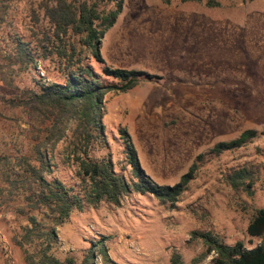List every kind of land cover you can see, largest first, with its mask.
<instances>
[{
	"label": "rangeland",
	"instance_id": "rangeland-1",
	"mask_svg": "<svg viewBox=\"0 0 264 264\" xmlns=\"http://www.w3.org/2000/svg\"><path fill=\"white\" fill-rule=\"evenodd\" d=\"M37 1L8 2L1 23L0 174L20 172L22 156L31 162L30 119L9 100L21 90L35 91L57 80L48 60L20 67L6 45L7 32L28 36L27 14ZM206 1L122 0L100 38L106 65L156 76L102 96L107 147L93 154L109 152L114 170L126 179L130 172L120 128L128 133L143 172L168 185L213 143L243 129L264 130V0ZM63 146L61 140L54 144L53 165L43 176L73 183L74 166L63 161ZM241 164L257 168L250 191L233 190L225 181L226 172ZM196 166L173 205L129 192L118 204L101 201L71 211L55 226L57 240L49 253L62 264L65 258L79 264L90 241L104 236L109 262L94 249V264H169L172 252L183 264H208L212 253L191 263L203 250L199 239L190 238L191 230H211L227 244L240 240L248 246L245 227L252 208L264 209V136L217 156L204 155ZM2 183L0 178V264H26L12 241L25 223L13 212L24 190L13 188L8 194Z\"/></svg>",
	"mask_w": 264,
	"mask_h": 264
},
{
	"label": "trees",
	"instance_id": "trees-1",
	"mask_svg": "<svg viewBox=\"0 0 264 264\" xmlns=\"http://www.w3.org/2000/svg\"><path fill=\"white\" fill-rule=\"evenodd\" d=\"M10 1L0 0V29ZM121 6L122 0H38L27 14L28 36L6 33L11 36L6 37V45L18 66L36 59L48 60L49 70L57 77L40 84L35 91L21 90L9 100L27 112L32 132L28 156L31 162L22 156L20 172L0 174L8 194L13 188L24 190L13 212L25 217V223L13 233L12 241L20 247L26 264H62L49 249L57 240L55 226L65 221L71 211L101 201L118 204L129 192L147 193L173 205L193 178L196 162H201L204 155L217 156L264 136V130L247 128L234 138L213 143L171 185L158 184L143 172L124 128L118 129V134L129 166L128 179L114 170L109 152L95 156L93 151L107 147L101 120L103 94L125 92L142 80L156 78L141 70L110 67L99 53L100 38L113 24ZM59 140L64 143L63 161L74 166L73 183L43 176L51 170L52 147ZM256 169L241 164L226 172L225 181L233 190L250 191ZM245 232L248 246L240 240L227 244L211 230H191L190 238L199 239L203 246L191 263L212 253L208 264H264L263 208H252ZM252 239L256 242L252 243ZM104 240L102 236L90 241L79 264H94V249L104 262H109ZM71 263L70 258L64 259V264ZM169 264H183L177 252L170 254Z\"/></svg>",
	"mask_w": 264,
	"mask_h": 264
}]
</instances>
